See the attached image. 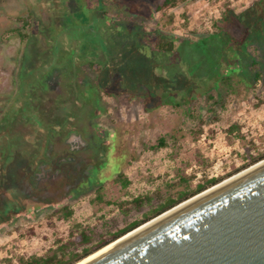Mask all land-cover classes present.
Returning <instances> with one entry per match:
<instances>
[{
	"label": "rangeland",
	"instance_id": "obj_1",
	"mask_svg": "<svg viewBox=\"0 0 264 264\" xmlns=\"http://www.w3.org/2000/svg\"><path fill=\"white\" fill-rule=\"evenodd\" d=\"M257 1L177 0L156 11V0H0V264L50 254L73 223L107 237L264 153V84L218 79L232 55L219 26L242 59L264 61V35L244 37L239 23ZM159 33L174 37V51L153 47ZM234 122L245 138L226 132ZM161 136L166 146L150 149ZM136 196L151 201L116 204ZM64 204L70 218L49 216Z\"/></svg>",
	"mask_w": 264,
	"mask_h": 264
},
{
	"label": "water",
	"instance_id": "obj_2",
	"mask_svg": "<svg viewBox=\"0 0 264 264\" xmlns=\"http://www.w3.org/2000/svg\"><path fill=\"white\" fill-rule=\"evenodd\" d=\"M95 252L80 264H264V158L73 264Z\"/></svg>",
	"mask_w": 264,
	"mask_h": 264
},
{
	"label": "trees",
	"instance_id": "obj_3",
	"mask_svg": "<svg viewBox=\"0 0 264 264\" xmlns=\"http://www.w3.org/2000/svg\"><path fill=\"white\" fill-rule=\"evenodd\" d=\"M177 0H156L154 5V10L156 11H163L165 8L169 6H173ZM257 4L255 9L252 7L250 9H247V15H244L241 13L239 23L246 25L248 28H246V33L244 34V37L248 33H259L260 35H264V18L261 19V23L263 24L260 28L251 25V20L255 18L259 13L264 15V0H258L256 2ZM252 13V15H248V13ZM222 17H226L225 13H223ZM225 19V18H224ZM21 22V26L18 29V34L20 37L24 38L25 34L21 31V29L26 28L28 26V18H19ZM216 25V23H214ZM218 36L220 39L224 42V44L231 49L232 55H229V60L231 63L229 66H226L225 72H221L218 76V79L222 80L224 83H228L231 79L232 74L237 76V80L239 82H243L246 86H254L257 84L258 81H261L264 84V61H261L259 58H253V59H242L239 55L236 54L235 51V45L232 42L233 39L229 36L228 31L222 27L219 26L218 28ZM249 36V35H248ZM263 37V36H262ZM176 38V37H175ZM247 40H249V37ZM245 38V39H246ZM204 40V39H203ZM264 41V37L262 38ZM242 42H240L241 44ZM264 46V44H263ZM153 47L159 51L164 52H172L176 49V45L174 43V37H168L162 33H159L155 39L153 40ZM244 47V46H243ZM203 91H199L198 94H201ZM28 100H37L36 101V109L34 110V116L38 117V119L42 118V94H36L33 90L31 92H27ZM210 96V94L208 95ZM196 97V96H195ZM194 97V98H195ZM15 116L11 117V120L14 121V119L18 116H23L22 113H13ZM41 122V121H40ZM42 124V122H41ZM47 126V125H46ZM44 125V127H46ZM47 128V127H46ZM42 132V127L40 128ZM226 132L232 134L240 139L245 138V134L241 129V125L237 122L231 123L226 128ZM211 135L214 134L213 130L209 129ZM46 140V139H45ZM49 143L46 145L45 149H47ZM166 146V141L163 136L159 137L157 139L156 144L149 145L148 147L150 149H156L159 147ZM44 149V155H46ZM248 151V149H247ZM264 158V153H260L258 155H247V162L243 163L239 168L236 169V171L258 161L259 159ZM31 164L33 166H37L42 164V154L40 157V154H37L33 157L31 160ZM224 177H210L203 183H197L195 185V188L189 191H182L179 193V195L175 198L168 197L165 199L164 202L159 203L158 205L152 207L149 212L144 213L142 218L134 219L128 223H126L124 226L117 228L116 230L109 233L107 237H104L102 234H99V239L94 241L95 238V232L88 226L83 225L79 222L73 223L72 226L68 229L67 238H61L58 237L55 239L56 246L54 249H52L51 253L44 256H37V255H29L26 258L20 257L18 259L19 264H73L74 262L80 260L84 256L94 252L104 244L114 240L118 236L124 234L128 230L132 229L133 227L141 224L142 222L148 220L152 216H155L156 214L162 212L163 210L175 205L179 201L196 194L200 192L201 190L211 186L212 184L218 182ZM114 180L116 182H119L121 186L125 187L129 183V180L127 177L121 173L116 174L114 177ZM95 198L98 202L103 201L100 188L98 187L96 189V195ZM151 198L150 197H142V196H136L132 197L129 200H121L117 202L116 204L123 209L126 204L131 203L134 205L135 209H139L141 206L144 205V202L150 203ZM105 202L110 203V201L105 200ZM73 214V209L69 204H64L59 208L53 209L49 216H56L58 219H64L67 220L70 218ZM80 249L77 251L76 248Z\"/></svg>",
	"mask_w": 264,
	"mask_h": 264
},
{
	"label": "bare ground",
	"instance_id": "obj_4",
	"mask_svg": "<svg viewBox=\"0 0 264 264\" xmlns=\"http://www.w3.org/2000/svg\"><path fill=\"white\" fill-rule=\"evenodd\" d=\"M244 171H246V169L243 170V171H241L240 173H242V172H244ZM236 175H238V174H236ZM236 175H235V176H236ZM226 180H227V179H226ZM226 180H225V181H226ZM205 192H206V191H205ZM203 193H204V192H203ZM196 197H197V196H196ZM184 203H186V202L181 203L179 206L183 205ZM179 206H177V207H179ZM173 209H175V208H173ZM173 209H171V210H173ZM171 210H170V211H171ZM166 213H167V212H166ZM166 213H165V214H166ZM155 219H156V218H155ZM155 219H153V220H155ZM151 221H152V220H151ZM145 225H146V224H145ZM143 226H144V225H143ZM143 226H142V227H143ZM96 253H98V252H95L94 254L88 256L87 258H85L84 260H82L81 262L76 263V264L83 263L85 260H87V259L91 258L92 256L96 255Z\"/></svg>",
	"mask_w": 264,
	"mask_h": 264
}]
</instances>
